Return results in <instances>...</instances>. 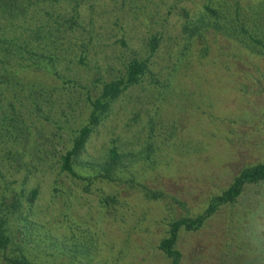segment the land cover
I'll return each mask as SVG.
<instances>
[{"label":"rangeland","instance_id":"rangeland-1","mask_svg":"<svg viewBox=\"0 0 264 264\" xmlns=\"http://www.w3.org/2000/svg\"><path fill=\"white\" fill-rule=\"evenodd\" d=\"M52 3L76 14L54 66L17 67L19 84L0 85V264L18 254L33 264H169L158 246L169 223L264 162V0ZM205 3L231 10L228 22L199 27ZM41 18L52 23L34 10L18 32ZM238 24L263 44L243 40ZM132 58L146 59V72L95 123L74 175L61 169L89 98ZM110 148L118 158L106 170ZM175 247L180 264H264V179L197 228L180 227Z\"/></svg>","mask_w":264,"mask_h":264},{"label":"trees","instance_id":"trees-1","mask_svg":"<svg viewBox=\"0 0 264 264\" xmlns=\"http://www.w3.org/2000/svg\"><path fill=\"white\" fill-rule=\"evenodd\" d=\"M57 1L59 0H0V85L19 84L17 83L18 79L15 77L17 75V67L33 66L50 70L54 66L55 61L59 57L56 51L60 44L64 42L65 30L72 28L76 22L75 8L72 6L71 10L65 13L52 10V2ZM216 7L207 3L202 5L199 27L212 25L218 29L219 17L223 18V24L228 22L226 15L231 10H218ZM34 10L41 14H46V18L52 23H47L42 17V20L35 25L23 26L21 32H18L17 26L21 25L23 16L28 12L32 14ZM24 30H28V33L23 34L22 31ZM235 30L241 31L243 40L247 37L252 41L253 44L251 46L263 44L259 39H254L248 34L239 24L235 25ZM157 41V35L150 36L151 52L156 48ZM23 61L25 62L24 65ZM146 70V59L132 58L126 63L122 76L108 80L102 84L98 96L93 99L89 98L91 108L87 121L76 129L71 145L59 156L61 169L74 175L72 161L81 151L95 123L106 113L110 103L122 90L137 83ZM11 80L13 81L11 82ZM1 93L2 91L0 90ZM262 116L264 123V110ZM117 158L118 155L115 149L110 148L104 168L107 170V168L111 167L117 161ZM260 179H264V162L244 166L232 177L231 181L221 192L209 199L201 212L192 217L184 216L172 220L169 223L167 234L158 243L159 248L170 258L169 264H180V252L175 247L177 232L180 227L185 229L197 228L201 225L204 218L212 213L219 204L235 200L245 182H255ZM35 194L36 189L32 188L29 192V198L34 197ZM7 242L8 236L5 232L3 220L0 217V247L5 246ZM10 260L13 264H33L24 254H18Z\"/></svg>","mask_w":264,"mask_h":264}]
</instances>
